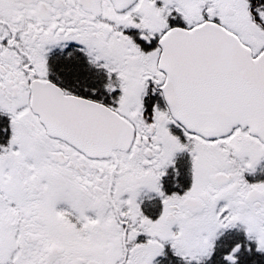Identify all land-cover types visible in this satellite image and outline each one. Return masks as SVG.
Masks as SVG:
<instances>
[{
    "label": "snow or ice",
    "instance_id": "1",
    "mask_svg": "<svg viewBox=\"0 0 264 264\" xmlns=\"http://www.w3.org/2000/svg\"><path fill=\"white\" fill-rule=\"evenodd\" d=\"M0 264H264V0H0Z\"/></svg>",
    "mask_w": 264,
    "mask_h": 264
}]
</instances>
